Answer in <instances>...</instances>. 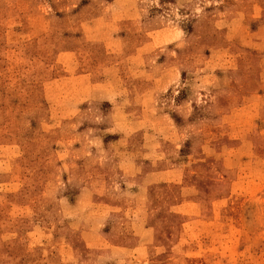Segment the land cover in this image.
I'll list each match as a JSON object with an SVG mask.
<instances>
[{"label": "rangeland", "instance_id": "1", "mask_svg": "<svg viewBox=\"0 0 264 264\" xmlns=\"http://www.w3.org/2000/svg\"><path fill=\"white\" fill-rule=\"evenodd\" d=\"M0 264H264V0H0Z\"/></svg>", "mask_w": 264, "mask_h": 264}]
</instances>
